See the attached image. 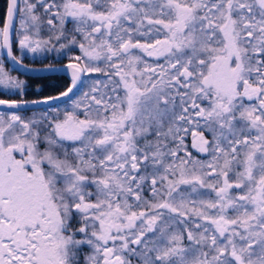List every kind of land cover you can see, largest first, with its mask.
Here are the masks:
<instances>
[{"label": "snow or ice", "instance_id": "6c2138e0", "mask_svg": "<svg viewBox=\"0 0 264 264\" xmlns=\"http://www.w3.org/2000/svg\"><path fill=\"white\" fill-rule=\"evenodd\" d=\"M14 30L79 54L0 99V264H264V0H7L20 65Z\"/></svg>", "mask_w": 264, "mask_h": 264}, {"label": "trees", "instance_id": "16d2710c", "mask_svg": "<svg viewBox=\"0 0 264 264\" xmlns=\"http://www.w3.org/2000/svg\"><path fill=\"white\" fill-rule=\"evenodd\" d=\"M5 7H6V0H0V27H2V24H3ZM14 55H16V52H14ZM66 62L67 60L65 59L61 61H55L54 65L64 64ZM25 64L34 66L33 64H29L28 61L25 62ZM43 64L45 65L46 63H43ZM4 66L9 69V67L6 64H4ZM11 73L13 75H16L18 78L22 79L23 81H25L26 89H25L24 95L23 96L21 95L7 96L3 94L2 92H0V99H6V100L25 99L28 101L34 100V99H41L47 95H57L58 91L64 90V87L68 84V81L64 77H60V76H52V77H44V78H25V77L15 74L13 71H11ZM85 81H90V79H85ZM54 85H59L60 86L59 89L54 91L53 90ZM37 86L43 87V91L41 93L36 92Z\"/></svg>", "mask_w": 264, "mask_h": 264}, {"label": "water", "instance_id": "95a60500", "mask_svg": "<svg viewBox=\"0 0 264 264\" xmlns=\"http://www.w3.org/2000/svg\"><path fill=\"white\" fill-rule=\"evenodd\" d=\"M6 8H7V0H6V7H5V13L4 16L6 15ZM4 19V18H3ZM17 24V22H16ZM3 26V24H2ZM16 27V25H15ZM14 35H15V30L12 33V42L14 41ZM1 52V56L3 58L4 63L9 67V69L11 71H13L14 73H16L17 75H20L22 77L25 78H44V77H52V76H60V77H64L68 82H69V77L65 74V70H64V64H58V65H49L53 68L56 69V71H46L45 69H48L49 66H43V67H35V66H30L27 65L25 63L22 62V64L17 65L14 61H12L8 56H7V50L6 49H0ZM86 77V76H84ZM82 77V80L83 78ZM80 89H78L77 91H79ZM76 95V93L72 94V97L74 98ZM6 100V99H5ZM31 101V100H29ZM71 101L68 98L65 99H61V100H57V101H53L51 105H45V104H38V105H32V104H28L27 105V110L28 112L32 111V110H43V109H47L49 107H55L58 106L60 104H65L67 102ZM0 110H6V106H0Z\"/></svg>", "mask_w": 264, "mask_h": 264}, {"label": "rangeland", "instance_id": "374dc122", "mask_svg": "<svg viewBox=\"0 0 264 264\" xmlns=\"http://www.w3.org/2000/svg\"><path fill=\"white\" fill-rule=\"evenodd\" d=\"M45 38H46V35H45ZM15 39L18 40V36H16ZM78 54H79L78 49H73L71 52H65V53L43 52V53L33 54V53H30V52H27L26 50L23 53H21L22 56H27L29 58V60H31V61H39V60L43 61V60H45V59H47L49 57H51L54 61H61V60H64V59L68 61V56L78 55ZM0 64L3 65L5 71L8 72L10 76L15 77V78H17L19 80H22V79L18 78L16 75H13L11 73V71L4 66V62L1 59V53H0ZM97 78H100L99 74H92V78L91 79H97ZM0 92H2L3 94H5L7 96L19 95L16 91H13V90L0 89ZM68 106H66V107H68ZM64 108H60V109H64ZM28 113L31 114V112H28Z\"/></svg>", "mask_w": 264, "mask_h": 264}, {"label": "flooded vegetation", "instance_id": "af4514ba", "mask_svg": "<svg viewBox=\"0 0 264 264\" xmlns=\"http://www.w3.org/2000/svg\"><path fill=\"white\" fill-rule=\"evenodd\" d=\"M16 28L18 29L19 28V22L17 21V25H16ZM16 31H15V38H16ZM16 52V56H22L21 55V50L19 49V44H18V40H14V43H13V53ZM29 62V64H33L35 67H43V66H48V65H53L55 63V61L49 57L43 61H31L29 60V58L27 56H22V62ZM43 63H46L45 65ZM92 78V75L91 76H86L83 80L85 79H90L91 80ZM26 89V88H25ZM75 98V97H74ZM71 101L65 103V104H60L58 106H55V107H59V108H64L68 105H70ZM48 109V108H47ZM44 110V109H43ZM29 114V113H28Z\"/></svg>", "mask_w": 264, "mask_h": 264}]
</instances>
